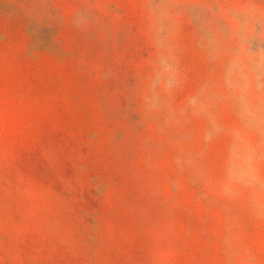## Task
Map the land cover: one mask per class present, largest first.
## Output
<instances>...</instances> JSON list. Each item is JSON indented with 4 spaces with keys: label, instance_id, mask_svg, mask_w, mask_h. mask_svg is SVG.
Here are the masks:
<instances>
[{
    "label": "rangeland",
    "instance_id": "obj_1",
    "mask_svg": "<svg viewBox=\"0 0 264 264\" xmlns=\"http://www.w3.org/2000/svg\"><path fill=\"white\" fill-rule=\"evenodd\" d=\"M0 264H264V0H0Z\"/></svg>",
    "mask_w": 264,
    "mask_h": 264
}]
</instances>
